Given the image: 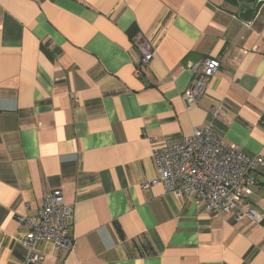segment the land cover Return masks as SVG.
Returning a JSON list of instances; mask_svg holds the SVG:
<instances>
[{
    "label": "crops",
    "instance_id": "obj_1",
    "mask_svg": "<svg viewBox=\"0 0 264 264\" xmlns=\"http://www.w3.org/2000/svg\"><path fill=\"white\" fill-rule=\"evenodd\" d=\"M205 59L220 68L189 106L186 65ZM205 127L264 157L256 0H0V264H264V220L239 218H264V167L220 216L155 182L154 152ZM55 189L74 209L76 247L41 242L28 262L18 217Z\"/></svg>",
    "mask_w": 264,
    "mask_h": 264
},
{
    "label": "built area",
    "instance_id": "obj_2",
    "mask_svg": "<svg viewBox=\"0 0 264 264\" xmlns=\"http://www.w3.org/2000/svg\"><path fill=\"white\" fill-rule=\"evenodd\" d=\"M257 3L264 5V0H257ZM248 26L251 27L252 23ZM141 49L142 58L135 71L139 79L155 56L154 47ZM186 66L194 78L183 97L189 106H198L219 70L220 62L205 59L188 62ZM212 114L217 117L219 111L213 109ZM154 159L159 173L156 183H161L167 193L178 199L199 197L205 211L213 216L232 211L243 198L251 196L257 184L253 173L264 167L263 156L248 155L236 146L227 145L211 127L196 129L190 138L156 150ZM73 212V207L65 202L63 191L55 189L44 197L38 214L18 217L26 229L22 242L30 252L28 262L42 259L36 254V247L41 242L50 243L57 250L74 251ZM246 216L258 223L264 220L251 209L242 212L239 218Z\"/></svg>",
    "mask_w": 264,
    "mask_h": 264
},
{
    "label": "trees",
    "instance_id": "obj_3",
    "mask_svg": "<svg viewBox=\"0 0 264 264\" xmlns=\"http://www.w3.org/2000/svg\"><path fill=\"white\" fill-rule=\"evenodd\" d=\"M256 2H257V0H256Z\"/></svg>",
    "mask_w": 264,
    "mask_h": 264
}]
</instances>
